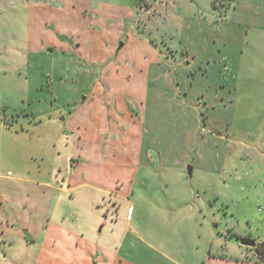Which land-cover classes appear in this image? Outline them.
I'll use <instances>...</instances> for the list:
<instances>
[{
  "label": "crops",
  "instance_id": "crops-1",
  "mask_svg": "<svg viewBox=\"0 0 264 264\" xmlns=\"http://www.w3.org/2000/svg\"><path fill=\"white\" fill-rule=\"evenodd\" d=\"M51 1L28 0L24 70L34 90L44 93L47 84L52 96L69 101L67 112L59 109L68 113L60 130L73 148L70 162H78L62 185H37L40 202L31 203V189L17 187L11 173L0 176V241L40 243L43 259L59 260L68 246L79 247L73 230L57 219L52 226L48 198L73 184L82 189L86 165L100 164L108 177L114 169L118 199L136 193L142 204L163 208L186 192L188 166L196 178V170L222 164L219 135L232 113L222 102L237 82L244 39L264 33V0H148L161 4L167 19L151 34L136 23L141 0ZM48 63L55 75L43 83ZM86 251L90 264L122 261L111 251Z\"/></svg>",
  "mask_w": 264,
  "mask_h": 264
},
{
  "label": "rangeland",
  "instance_id": "rangeland-1",
  "mask_svg": "<svg viewBox=\"0 0 264 264\" xmlns=\"http://www.w3.org/2000/svg\"><path fill=\"white\" fill-rule=\"evenodd\" d=\"M0 3L4 5L0 9V176L11 173L12 183L31 189V203L40 202L34 191L37 185H62L63 175L72 172L70 163L73 167L78 162H70L73 148L60 130L68 113L59 109L66 111L69 101L52 96L47 84L42 93L28 83L30 71L24 70L28 0ZM164 10L161 4L141 0L136 20L141 32L151 34L152 28L166 24ZM51 65L42 70L43 83L55 75ZM239 66L232 94L222 102L232 113L218 134L223 139L221 165L208 172L196 170V178L189 175L193 166H188L186 192L163 208L142 204L143 197L136 193L118 199L114 169L108 177L100 173V164L86 165L82 189L73 191V184L47 202L52 226L57 219L60 226L73 230L74 245L78 243L82 251L68 246L64 258L43 259L40 243L2 240L0 264H90L89 246L100 256L117 253L119 264H264L257 252L264 245L263 32L251 31L244 39ZM52 104L56 109L50 111ZM144 198L151 202L150 195ZM41 201L43 206L45 200ZM242 240L254 241L256 247L243 246ZM154 250L160 253V262L149 256ZM100 263L96 259L91 264Z\"/></svg>",
  "mask_w": 264,
  "mask_h": 264
},
{
  "label": "water",
  "instance_id": "water-1",
  "mask_svg": "<svg viewBox=\"0 0 264 264\" xmlns=\"http://www.w3.org/2000/svg\"><path fill=\"white\" fill-rule=\"evenodd\" d=\"M189 175L192 176V167H189ZM102 229H100L101 231ZM241 245L246 247H256V244L254 241L251 240H242Z\"/></svg>",
  "mask_w": 264,
  "mask_h": 264
},
{
  "label": "trees",
  "instance_id": "trees-1",
  "mask_svg": "<svg viewBox=\"0 0 264 264\" xmlns=\"http://www.w3.org/2000/svg\"><path fill=\"white\" fill-rule=\"evenodd\" d=\"M257 252H258V255L260 256L259 262L264 263V245L260 246L257 249Z\"/></svg>",
  "mask_w": 264,
  "mask_h": 264
},
{
  "label": "built area",
  "instance_id": "built-area-1",
  "mask_svg": "<svg viewBox=\"0 0 264 264\" xmlns=\"http://www.w3.org/2000/svg\"><path fill=\"white\" fill-rule=\"evenodd\" d=\"M10 175V174H9Z\"/></svg>",
  "mask_w": 264,
  "mask_h": 264
}]
</instances>
